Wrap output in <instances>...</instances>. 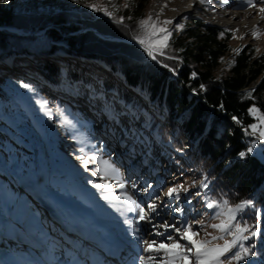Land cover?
<instances>
[{
  "label": "trees",
  "instance_id": "1",
  "mask_svg": "<svg viewBox=\"0 0 264 264\" xmlns=\"http://www.w3.org/2000/svg\"><path fill=\"white\" fill-rule=\"evenodd\" d=\"M142 9L139 2L127 8L120 5L116 18L110 19L67 9L21 13L0 5V53L19 46L16 39L25 36L6 25L22 27L23 20L32 17L27 30H47L46 40L32 45L33 50L46 48L50 54L95 58L117 71L125 82L121 90L128 86L140 89L164 112L163 119L153 118L151 126L159 139L188 162L190 170L206 179L208 196L229 203L252 201L255 208L245 209L238 218L254 223V212L259 210L264 233V160L253 151L245 159L238 156L253 141L243 131L255 120L248 108L255 105L264 113V52H256L248 43L233 47L229 44L230 32L221 38L222 27L195 17L183 31H173L166 55L157 57L160 63L132 42L103 38L93 31L133 37L138 33L135 22L141 18ZM121 17L123 24L116 22ZM81 27L87 28L76 31ZM24 47L20 45L19 49ZM239 48L244 50L234 56L232 50ZM233 59L235 65L229 68ZM253 89L252 98H247L245 94ZM122 95L130 99L126 91ZM244 243L252 253L259 254L264 234Z\"/></svg>",
  "mask_w": 264,
  "mask_h": 264
},
{
  "label": "rangeland",
  "instance_id": "2",
  "mask_svg": "<svg viewBox=\"0 0 264 264\" xmlns=\"http://www.w3.org/2000/svg\"><path fill=\"white\" fill-rule=\"evenodd\" d=\"M152 1L134 0L132 5L137 2L143 3L142 18L148 15V9ZM165 2L168 4L167 8L164 9V14L166 15L171 14L173 9L185 10L182 14L172 17H161L162 19H173V24L168 26L172 31H175L177 23L185 25L186 23H190L194 17L200 18L206 23L216 24L223 29H231L222 23L223 21H228V17L224 14L227 12L241 13L239 18L234 19V22L236 24L251 23V25L241 33H237L238 36L243 35L244 39L231 38L229 44L235 47L248 43L254 46L255 49H259V52H264V20L260 19L257 10H244L246 5L242 4L240 0H229V4L227 5L223 4L221 0H212L215 12L211 8L206 11V6L201 5L196 0H165ZM253 2L257 3V7L263 6L258 2ZM127 3H129V0H112V4L118 6ZM89 4H97L100 7H107L109 11L116 12L109 4V0H9L7 4L0 2V5L3 7L13 8V10L21 13L30 12L34 9L50 10L51 12L67 9L75 12L87 11L89 13H96L98 17L109 18L103 12L93 11L88 7ZM189 4L193 6L189 7ZM250 11H255V13L250 15L248 14ZM181 17H187V19H181ZM31 19L23 20L25 25L22 27L6 25L8 29L25 35L16 39L17 43L25 47L19 49L20 45H14V47H10L8 50L6 49L0 53V151L1 149L5 151L3 150L6 146L5 144L8 145L10 139H13V135L17 136L15 125L33 127L38 132L47 149L49 165L47 167V179H45L47 181L46 185L49 183L53 187L73 188L71 182L65 180L63 176H58L63 170L56 167L54 162L63 163L62 167L65 168H70L72 163L76 164V167L82 168L81 172L76 176L77 181L81 185H98L103 181L108 183L109 180L100 179V175L104 172L99 171L97 168L95 169V165L87 166V169H85L84 165L76 157L79 155L90 160L88 154L84 152L80 153L82 145L79 142V136L83 128L81 125L83 123L82 120L88 119V129L101 128L106 131L104 128L108 127L105 125L102 128L101 126L104 121H108L110 118L115 120L117 124L115 125L111 122L109 125L107 123L109 125L108 129L114 130V133L111 135L112 139L110 138L111 141L114 139V143H112V147L108 149V152L115 157V153L118 152L115 149L119 148L122 152L129 154V162L120 161L117 164L118 171L124 166H128V170L132 169L134 171L138 166L143 169L145 172L137 170L140 181V186H136L138 192L146 195L154 193L150 197L153 201L159 196V200H156L160 201V212L165 214L168 222L171 224L178 223L183 218H187L190 222L201 219L207 222L208 213L213 210L204 206L203 195H196L199 190L200 177L190 170L188 162L180 157V154L173 150L168 142L159 139L156 135V128L151 126L152 119H163L164 112L160 111L154 102L150 101L140 89L128 86L125 90H121L120 87H124L125 82L120 74L117 71L110 70L105 63L98 59H76L63 53L50 54L51 52H48L50 49L46 48L33 50L32 45H40L42 41L46 40L47 30L45 28H40L36 31L27 30ZM229 20L232 21L230 18ZM254 27L261 33L255 39L251 35ZM86 28L81 27L76 31H83ZM93 31L97 35L101 33L110 36L99 35L103 38L115 39L119 37L121 39L117 40L131 42L130 40L133 39L137 42L136 37L138 33L133 37H126L102 33L94 28ZM134 44L141 47L138 42ZM154 61L157 62L159 60ZM157 63H160V61ZM222 67L223 65L219 69H222ZM217 72L219 76L220 70ZM13 77H18L20 80H16ZM23 85H27L28 87H24ZM125 91L128 93L129 100H126L122 95V92ZM73 94L79 95V97L83 96L84 101L87 96L96 97L93 99V102H97L104 107V114L101 113V117H98L100 114L95 113L77 114L75 106L79 109L82 108L72 102ZM87 100L90 99L88 98ZM79 104L85 106L83 103ZM93 106H95L94 103ZM253 123H256V121L254 120ZM60 132H63L66 139L59 136ZM70 139H72V145L69 143L66 144L67 146L63 144L64 140L70 142ZM189 147L190 145L185 149ZM250 147H252L253 152L264 160V149L259 141H255L253 138ZM75 149L77 150L75 151ZM171 151L174 154H171ZM156 162L157 164L155 165ZM147 165L148 167L151 165V171L148 168V172L152 173L155 170L156 174H149L146 170ZM137 171L135 173H138ZM162 173L165 175L163 176ZM136 175H132V179L127 180L128 183L130 182L131 184L134 179L139 183ZM162 176L163 178L161 179ZM159 179L163 181H159ZM149 184L152 187L147 191L140 190L146 188ZM178 185H183L188 189L186 192L181 190L178 193L180 197L178 200L175 197L164 196V192L169 187H176ZM35 192V188L31 190V193L35 194ZM94 192L96 195L98 194L97 196H104L106 194L99 187ZM29 196L27 197V195L23 194L21 199L24 203L26 202L25 205H28V207L26 206V213L29 216H35L38 219L36 221L40 220L46 226L50 224L45 219V214L44 212L42 213L43 209L41 207L33 203L30 205L31 199ZM189 200L191 203H188ZM32 201L35 203L34 199ZM148 201L142 206L146 207ZM169 201H171L170 206L164 207L163 205ZM237 203L229 204L235 205ZM177 208L182 209V212L176 211L175 209ZM193 227L195 230L197 226L193 223ZM148 228L150 229L151 226ZM260 251L261 253L259 254L252 253L241 264H264V247Z\"/></svg>",
  "mask_w": 264,
  "mask_h": 264
},
{
  "label": "bare ground",
  "instance_id": "3",
  "mask_svg": "<svg viewBox=\"0 0 264 264\" xmlns=\"http://www.w3.org/2000/svg\"><path fill=\"white\" fill-rule=\"evenodd\" d=\"M253 1L258 2V0ZM165 3V0H153L148 13L151 12L154 15L160 11V6ZM184 11L183 9H177L169 15L164 14L163 11L162 17H172L182 14ZM254 13L255 11H250L248 14ZM224 15L228 17V21H223V25L231 29H239L238 33L251 25V23L236 24L234 22V19L239 18L241 13L227 12ZM233 17L234 19H232ZM72 96V102L82 108H78L79 113L100 114L98 117H101V113L104 114V107L97 102H93L96 97L90 95L84 101L83 96L79 97L76 94ZM88 98L90 100H87ZM84 102L86 103L84 104ZM79 103H83L85 106ZM93 103L95 106H93ZM108 121H104L101 127L104 128L106 125L109 128L111 122L117 124L115 120L110 118ZM81 125L83 128L79 136V142L82 145L80 153L88 154L89 161L92 162H89L87 166L95 165V169L104 172L106 166L100 163L101 160H109L116 169L120 161L129 162V154L122 152L119 148L115 149L118 151H115V157L108 152V149L114 143V139L111 141V135L114 133L113 129L109 130L105 127L106 131L101 128L91 130V128L88 129L85 120ZM15 128H17V136L13 135V139H10L8 145L5 144L6 146L3 149L5 151H2V149L0 151V214L5 215V218L11 221L7 235L4 236L5 240L15 245L18 254L24 256L29 254L28 251L38 252L39 257L48 263L51 262L50 259L52 258L58 264H138L137 257L145 254L142 251H137L136 237L132 235V228L136 225L125 224V220L134 221L138 217L135 212L127 210L128 206L122 200H105L104 196L123 197L128 195L136 200L141 207L147 200H149L148 203L152 202L153 200L150 199L152 195L142 194L138 192L137 188L140 186L138 174L140 171H145L139 166L135 171L128 170V166H122L123 168H120V171L117 169V171L127 186L120 190L115 187L114 181H109L108 183L113 189L112 192L104 191L106 193L104 196H97L98 194L96 195L94 192L96 188H93L92 185H81L77 181L76 176L82 168L76 167V164L73 163L70 168H65L62 167L63 163L54 162L56 167L63 170L58 176H63L65 180L71 182L73 188L53 187L49 183L46 185L47 181L45 179H47L49 159L41 137L33 127L15 125ZM149 166H146V170L149 168L148 170L151 171V165ZM136 171L138 173H135ZM150 171L149 174H156L155 170L152 173ZM132 175H136L139 183L135 179L131 182L132 185L130 182L128 183L127 180H131ZM159 181L163 180L159 179ZM102 183L106 182L103 181L100 184ZM34 188L36 190L35 194L31 193ZM23 194L27 197L30 195V205L33 203L43 209L42 213L44 212L45 219L50 224L46 222L48 224L46 226L40 220L36 221L38 219L35 216H29L26 213L28 205H25L26 202L21 201ZM33 199L35 203L32 201ZM154 202L157 203L159 215L153 214V223L168 221L165 214L160 212V201L155 199ZM88 221L89 225H87ZM88 226L92 229L91 234L88 231ZM149 226L145 222H141L139 225L140 228L147 230L151 229L148 228ZM110 233L118 234L123 238L119 242L121 247L116 253H114L115 246L108 248L110 242L107 240V235ZM151 238L149 237V239ZM130 244H133V246L131 247ZM107 251H110V253L107 254Z\"/></svg>",
  "mask_w": 264,
  "mask_h": 264
},
{
  "label": "snow or ice",
  "instance_id": "4",
  "mask_svg": "<svg viewBox=\"0 0 264 264\" xmlns=\"http://www.w3.org/2000/svg\"><path fill=\"white\" fill-rule=\"evenodd\" d=\"M0 2L7 4L9 0H0ZM133 2L134 0H129V3L125 4V7L132 6ZM196 2L205 5L206 11L211 8L215 12L212 0H196ZM221 2L225 5L229 4V0H221ZM240 2L246 5L244 10L255 9L260 19L264 20V6L257 7V3H254L253 0H240ZM258 3L264 5V0H258ZM109 4L118 11V5L112 4V0H109ZM167 6L168 4L165 3L160 6V11L154 15L149 12L146 17H142L135 22L138 30L137 42L152 60H157L158 56H165L166 50L170 47V38L173 35V31L168 26L173 24V19L161 18ZM192 6V4H189V7ZM88 7L93 11L103 12L110 19L116 18L115 11H109L107 7H100L97 4H89ZM181 19H187V17H181ZM116 22L123 24L124 18L121 17ZM183 28V24L177 23L175 25V31H183ZM228 32H231L233 39H244L243 35H237L239 29H223L219 33V36L223 38ZM260 34L259 30L254 27L251 32L253 38H258ZM243 50V48H239L232 51L234 56H238ZM255 51L259 52L260 50L255 49ZM167 58L173 59L170 56ZM234 65L235 59L229 62L228 67L231 68ZM195 75V73H192L193 78H195ZM23 86L28 87L27 85ZM254 91L255 89L246 93V97L251 99L252 92ZM247 111L255 119L256 123L245 127L243 129L244 134L253 137L255 141H264V113L254 105L249 107ZM236 122L239 123V120ZM251 152L252 147H248L246 151L238 153V156L240 159H245ZM76 159L80 160L85 169H87V165L90 162L88 159L79 155ZM100 163L106 166V170L100 175V179L114 181L115 187L123 190L127 185L120 178V174L113 164L109 160H101ZM92 187H99L105 192H112L113 190L109 183L93 184ZM151 187L152 185L149 184L146 188L140 190L147 191ZM206 189H208L206 179L201 180L196 195H203L204 206L213 210L208 213L207 222L203 219L190 222L187 218H183L178 223L170 224L166 220L160 223H153V214L159 215L157 203L154 201L147 203L145 208L141 207L136 200L128 195H124L123 197L104 196V199L122 200L128 206L127 210L129 212L136 213L138 219L134 221L125 220V224L136 225L132 228V235L136 237L137 251H142L145 254L137 257L138 264H241L242 261L252 254V249L246 246L244 242L251 241L253 238L264 234L261 232L259 223L261 213L259 210H256L254 212L255 222L249 223L242 217L238 218V214L243 213L247 208H255L252 201L244 200L231 205L227 199L216 200L209 198L205 191ZM181 190L188 191L183 185H178L176 187H169L164 192V196L175 197L178 200L180 198L178 193ZM151 195H154V193H150ZM156 199L159 200V196ZM170 203L171 201L165 203L163 206L169 207ZM188 203H191V201L189 200ZM175 210L182 212V209L179 208ZM141 222L150 225L151 230L140 228ZM193 223L197 226L195 230ZM149 237L152 238L149 239Z\"/></svg>",
  "mask_w": 264,
  "mask_h": 264
},
{
  "label": "water",
  "instance_id": "5",
  "mask_svg": "<svg viewBox=\"0 0 264 264\" xmlns=\"http://www.w3.org/2000/svg\"><path fill=\"white\" fill-rule=\"evenodd\" d=\"M99 35H102V36H107V35H104V34H99ZM107 37H110V36H107ZM115 39H121V38H119V37H116ZM129 39H131V38H129ZM131 42H133V43H137L135 40H133V39H131L130 40ZM140 45V44H139ZM260 142V144H261V146L263 147V149H264V141H259Z\"/></svg>",
  "mask_w": 264,
  "mask_h": 264
}]
</instances>
